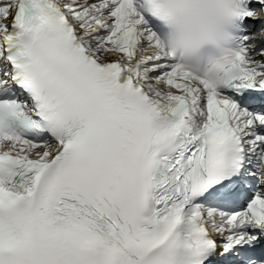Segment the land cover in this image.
Returning <instances> with one entry per match:
<instances>
[{
    "label": "snow or ice",
    "instance_id": "snow-or-ice-1",
    "mask_svg": "<svg viewBox=\"0 0 264 264\" xmlns=\"http://www.w3.org/2000/svg\"><path fill=\"white\" fill-rule=\"evenodd\" d=\"M239 5L192 69L149 0H0V264H264V0Z\"/></svg>",
    "mask_w": 264,
    "mask_h": 264
},
{
    "label": "clouds",
    "instance_id": "clouds-1",
    "mask_svg": "<svg viewBox=\"0 0 264 264\" xmlns=\"http://www.w3.org/2000/svg\"><path fill=\"white\" fill-rule=\"evenodd\" d=\"M149 4L161 42L178 63L196 69L229 50L239 0H149Z\"/></svg>",
    "mask_w": 264,
    "mask_h": 264
}]
</instances>
